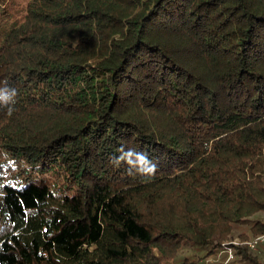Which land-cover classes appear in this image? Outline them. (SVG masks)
<instances>
[{
    "label": "trees",
    "instance_id": "obj_1",
    "mask_svg": "<svg viewBox=\"0 0 264 264\" xmlns=\"http://www.w3.org/2000/svg\"><path fill=\"white\" fill-rule=\"evenodd\" d=\"M263 232L264 0H0V264H261Z\"/></svg>",
    "mask_w": 264,
    "mask_h": 264
},
{
    "label": "rangeland",
    "instance_id": "obj_2",
    "mask_svg": "<svg viewBox=\"0 0 264 264\" xmlns=\"http://www.w3.org/2000/svg\"><path fill=\"white\" fill-rule=\"evenodd\" d=\"M17 17L15 16L13 19H10L8 21V23L6 24L7 27H12L14 26L16 23H17ZM243 242L242 240L238 239V238H235L231 241V244L232 245H238V244H235L234 242ZM239 244H244V243H239ZM261 245L255 249L256 253L258 254L259 256V259H260V262L261 264H264V242L263 243H260ZM228 249H231V252L233 254V258L231 260H229V262H227L226 264H230L232 260L235 259V253H234V248L231 247L230 245H228L227 247H225L222 251L216 253L215 255H212V256H209L208 258L206 259H203V260H195V263H186V264H224L226 259H227V256H228ZM177 264H181V263H177ZM183 264V263H182Z\"/></svg>",
    "mask_w": 264,
    "mask_h": 264
},
{
    "label": "built area",
    "instance_id": "obj_3",
    "mask_svg": "<svg viewBox=\"0 0 264 264\" xmlns=\"http://www.w3.org/2000/svg\"><path fill=\"white\" fill-rule=\"evenodd\" d=\"M263 242H264V232L253 237V238H251V239H249V240H246L243 242H240V241L236 242L235 241L234 243L235 244L244 243V244L248 245L250 249L255 250L258 247V245L260 243H263ZM232 258H233V254L231 252V249H228V256H227V259H226L224 264L229 262V260H231Z\"/></svg>",
    "mask_w": 264,
    "mask_h": 264
},
{
    "label": "clouds",
    "instance_id": "obj_4",
    "mask_svg": "<svg viewBox=\"0 0 264 264\" xmlns=\"http://www.w3.org/2000/svg\"><path fill=\"white\" fill-rule=\"evenodd\" d=\"M13 95L15 94V90H12Z\"/></svg>",
    "mask_w": 264,
    "mask_h": 264
}]
</instances>
